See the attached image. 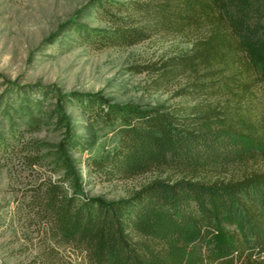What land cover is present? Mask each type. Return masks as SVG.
<instances>
[{"label": "trees", "instance_id": "16d2710c", "mask_svg": "<svg viewBox=\"0 0 264 264\" xmlns=\"http://www.w3.org/2000/svg\"><path fill=\"white\" fill-rule=\"evenodd\" d=\"M129 4L144 15L141 25L126 21L114 31L92 34L89 43L130 46L158 30L204 31L190 52L167 59L159 69L167 77L192 74V85L219 99L185 117L164 107L98 105L95 115L120 123L117 147L93 161L105 178H132L158 168L182 177L154 179L115 201L78 192L64 196L68 177L48 182L44 201L57 233L83 248L87 264H264V170L201 179L264 159V97L258 91L263 76L247 50L264 45V0ZM111 6L122 10L126 3H104L116 24L122 18L107 9Z\"/></svg>", "mask_w": 264, "mask_h": 264}, {"label": "rangeland", "instance_id": "374dc122", "mask_svg": "<svg viewBox=\"0 0 264 264\" xmlns=\"http://www.w3.org/2000/svg\"><path fill=\"white\" fill-rule=\"evenodd\" d=\"M112 1L126 3L122 10L107 7L122 18L116 24L103 8L106 0H0V264H87L83 248L57 233L44 201L48 182L68 177L64 196L78 192L115 201L154 179L182 177L158 168L132 178H105L93 161L117 147L120 123L95 115L98 105L164 107L185 117L219 99L192 85V74L167 77L159 69L190 52L204 31L158 30L130 46L90 44L92 34L145 20L130 0ZM247 50L263 76L258 91L264 97V45ZM37 155L42 157L35 162ZM263 170L264 159L201 179ZM207 243L215 249L212 239Z\"/></svg>", "mask_w": 264, "mask_h": 264}]
</instances>
